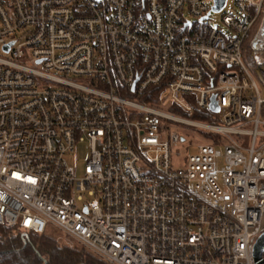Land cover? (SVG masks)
<instances>
[{"label":"built area","instance_id":"1","mask_svg":"<svg viewBox=\"0 0 264 264\" xmlns=\"http://www.w3.org/2000/svg\"><path fill=\"white\" fill-rule=\"evenodd\" d=\"M214 6L0 0L1 226L107 264H259L264 95L244 46L264 90V0H236L227 31Z\"/></svg>","mask_w":264,"mask_h":264},{"label":"trees","instance_id":"2","mask_svg":"<svg viewBox=\"0 0 264 264\" xmlns=\"http://www.w3.org/2000/svg\"><path fill=\"white\" fill-rule=\"evenodd\" d=\"M191 117L206 122L212 120L196 114ZM52 231L39 235L26 233L19 227L0 225V264H107L80 244V247L62 244Z\"/></svg>","mask_w":264,"mask_h":264},{"label":"rangeland","instance_id":"3","mask_svg":"<svg viewBox=\"0 0 264 264\" xmlns=\"http://www.w3.org/2000/svg\"><path fill=\"white\" fill-rule=\"evenodd\" d=\"M235 1L236 0H228L225 9L220 13H213L212 18L209 20V22L212 25H219L222 31H227V28L222 24V18L226 14H234V12L237 11L236 6H235ZM258 27H259V23L255 26L254 30L252 31V33L250 35V38H252V36H254ZM247 44H248V41L246 42V46H247ZM244 64L249 69V71L251 72L253 77L255 78L258 86L260 87V89L262 91V95H264V90L261 88V85L257 79L256 73L254 72L253 65H252L248 50L244 51ZM29 66L37 67L35 63L29 64ZM182 118H184L186 120H190L192 122H204V121H200L196 118H193L190 115H183ZM178 126H180V125H178ZM180 128H182L181 130H183L184 132H186L188 134H191L192 132H194L196 135V133L199 132L197 129H193L191 127L186 128L184 126H180ZM90 157H91L90 148L88 146V143L85 142V143H78L76 146L75 153L73 155L67 156L66 158H67L68 162L76 169L77 175L80 176L83 173L85 165L90 160ZM51 234H53V236H55L62 244H70V245L80 247L79 243H77L75 240H73L71 238L69 239V238L65 237V235L60 233L59 231L54 230V231H52Z\"/></svg>","mask_w":264,"mask_h":264},{"label":"water","instance_id":"4","mask_svg":"<svg viewBox=\"0 0 264 264\" xmlns=\"http://www.w3.org/2000/svg\"><path fill=\"white\" fill-rule=\"evenodd\" d=\"M228 0H215V6L213 7L214 13H220L222 12L226 5ZM207 19V18H206ZM7 50L9 46L6 47ZM212 98V104H211V110L214 112H218V107L214 104V99ZM254 257L259 264H264V232L260 235V237L257 239L255 246H254Z\"/></svg>","mask_w":264,"mask_h":264},{"label":"bare ground","instance_id":"5","mask_svg":"<svg viewBox=\"0 0 264 264\" xmlns=\"http://www.w3.org/2000/svg\"><path fill=\"white\" fill-rule=\"evenodd\" d=\"M261 37H263V38H264V30H263V32H262V34H261Z\"/></svg>","mask_w":264,"mask_h":264}]
</instances>
